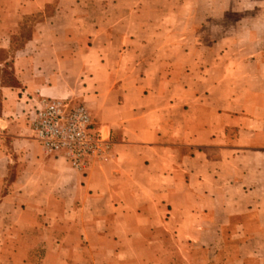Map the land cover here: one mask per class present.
<instances>
[{"label": "crops", "instance_id": "1", "mask_svg": "<svg viewBox=\"0 0 264 264\" xmlns=\"http://www.w3.org/2000/svg\"><path fill=\"white\" fill-rule=\"evenodd\" d=\"M41 96L108 151L47 155ZM0 264H264V0H0Z\"/></svg>", "mask_w": 264, "mask_h": 264}, {"label": "built area", "instance_id": "2", "mask_svg": "<svg viewBox=\"0 0 264 264\" xmlns=\"http://www.w3.org/2000/svg\"><path fill=\"white\" fill-rule=\"evenodd\" d=\"M32 115L31 130L44 152L61 157L75 171H83L109 149L107 138L81 103L41 96Z\"/></svg>", "mask_w": 264, "mask_h": 264}]
</instances>
